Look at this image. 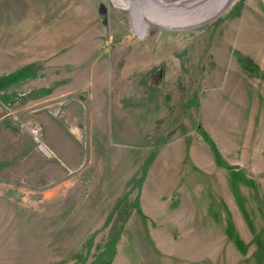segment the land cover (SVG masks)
Returning a JSON list of instances; mask_svg holds the SVG:
<instances>
[{"label": "rangeland", "instance_id": "obj_1", "mask_svg": "<svg viewBox=\"0 0 264 264\" xmlns=\"http://www.w3.org/2000/svg\"><path fill=\"white\" fill-rule=\"evenodd\" d=\"M131 2L0 0V264H264V0Z\"/></svg>", "mask_w": 264, "mask_h": 264}, {"label": "bare ground", "instance_id": "obj_2", "mask_svg": "<svg viewBox=\"0 0 264 264\" xmlns=\"http://www.w3.org/2000/svg\"><path fill=\"white\" fill-rule=\"evenodd\" d=\"M155 1L157 0H132L131 2L130 10L133 14L136 30L140 34H144L147 29V22L145 20L147 18H151L166 25H172V23H183L180 17H183L187 12H193L196 14L195 21H199L211 17V15L221 10L229 0H219V2L215 0L217 4H214V9L207 12L204 10L205 7L213 3L214 0H198L197 3L189 2L191 0H176L175 3H170L171 0H159L160 4L164 5L165 8H159L158 10H156L157 7L154 5ZM200 1H204L203 5H197ZM183 3L186 4L180 7V4ZM171 6L175 7L171 8Z\"/></svg>", "mask_w": 264, "mask_h": 264}, {"label": "built area", "instance_id": "obj_3", "mask_svg": "<svg viewBox=\"0 0 264 264\" xmlns=\"http://www.w3.org/2000/svg\"><path fill=\"white\" fill-rule=\"evenodd\" d=\"M30 133L34 137V140L39 145L40 149H42V150L46 151V153H48V150L46 149L44 143L42 142V140L40 138L39 129H31Z\"/></svg>", "mask_w": 264, "mask_h": 264}]
</instances>
